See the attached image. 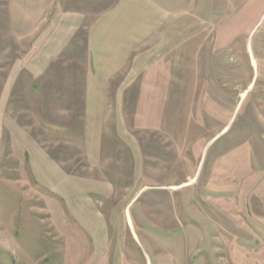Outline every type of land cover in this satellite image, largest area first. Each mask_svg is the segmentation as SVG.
<instances>
[{"label": "rangeland", "instance_id": "rangeland-1", "mask_svg": "<svg viewBox=\"0 0 264 264\" xmlns=\"http://www.w3.org/2000/svg\"><path fill=\"white\" fill-rule=\"evenodd\" d=\"M242 2L0 0V264H264Z\"/></svg>", "mask_w": 264, "mask_h": 264}, {"label": "crops", "instance_id": "crops-1", "mask_svg": "<svg viewBox=\"0 0 264 264\" xmlns=\"http://www.w3.org/2000/svg\"><path fill=\"white\" fill-rule=\"evenodd\" d=\"M242 1H244V2H242L241 4H240V7H239V10L237 11V13H236V18L234 19V21L232 22V34L234 33V32H236L238 29V26H241L242 25V23H243V21H244V17H245V19L248 17V15L251 13V10H252V8L254 7V4L255 5H259L260 4V0H242ZM264 10V9H263ZM237 17H238V22H237ZM241 18V19H240ZM242 19H243V21H242ZM235 25H234V24ZM187 31H188V29H186V35H187ZM184 36L185 37V42H187L188 41V36ZM133 37L134 38H136L135 37V35H133ZM91 38V37H90ZM133 43V42H132ZM128 45H130V44H128ZM259 46H261V47H263L264 45H263V42H260L259 44H258ZM248 46V45H247ZM250 48V47H249ZM127 49V47H125L124 46V51ZM169 50V49H168ZM173 51V49L172 48H170V50H169V52L171 53ZM123 60H124V56H123ZM122 60V57H120V59H119V61H118V63H123L124 61ZM135 60H137V59H135ZM136 62V61H135Z\"/></svg>", "mask_w": 264, "mask_h": 264}]
</instances>
